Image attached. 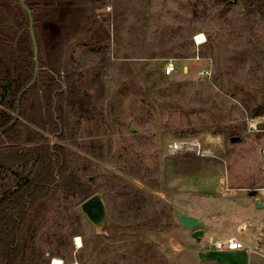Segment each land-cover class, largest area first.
Instances as JSON below:
<instances>
[{"label": "rangeland", "instance_id": "374dc122", "mask_svg": "<svg viewBox=\"0 0 264 264\" xmlns=\"http://www.w3.org/2000/svg\"><path fill=\"white\" fill-rule=\"evenodd\" d=\"M24 1L35 7L47 66L73 72L81 92L73 103L84 116L66 97L62 136L47 134L48 143L107 216L96 228L81 210L87 199L65 198L58 178L22 230V247L32 238L36 251L25 249V264H221L201 253L228 239L212 221L247 223L243 239L264 264L251 238L264 231V114L252 116L264 106V17L243 0ZM12 2L0 0V77L14 71L22 34ZM185 209L211 212L201 242L180 223Z\"/></svg>", "mask_w": 264, "mask_h": 264}, {"label": "trees", "instance_id": "16d2710c", "mask_svg": "<svg viewBox=\"0 0 264 264\" xmlns=\"http://www.w3.org/2000/svg\"><path fill=\"white\" fill-rule=\"evenodd\" d=\"M12 1L15 21L22 34L14 41V71L6 77H0V184L10 175L14 177L13 187L8 188L4 184L3 189H0V257L3 264H25V249L31 247L35 251V248L32 238L26 242L25 248L22 247V230L37 204L49 195L58 178H65L68 172L62 148L51 146L47 134L62 136L60 104L66 97L69 98L67 107L71 113L79 117L84 114L78 112L73 103V99L81 93L73 72L63 75L57 68L47 66L39 40L41 67L35 83L26 89L34 79V46L29 17L18 0ZM216 1L228 4V0ZM243 2L250 16L264 17V0ZM26 4L34 14V30L37 33L39 19L35 7ZM5 38L0 31V41ZM41 102L47 116L44 115ZM263 114V105L252 112V116ZM61 190L65 198L85 200L92 193L89 184L73 173L62 181ZM36 231L34 228L32 232Z\"/></svg>", "mask_w": 264, "mask_h": 264}, {"label": "crops", "instance_id": "0c3cea01", "mask_svg": "<svg viewBox=\"0 0 264 264\" xmlns=\"http://www.w3.org/2000/svg\"><path fill=\"white\" fill-rule=\"evenodd\" d=\"M226 188L231 189L232 186H230V187L226 186ZM234 189H238V188L236 187ZM243 189L245 192L249 193V196H251L250 190L248 189V187L244 186ZM256 195H257V193H256ZM260 204L262 205V203H260ZM263 207H264V205H262V207H258V208H263ZM180 214H186L188 216H194V217H197V218L203 220L205 225L202 227V229H204V231H205L204 236L206 235V232H207V225L206 224L211 219V212H209L208 210H206V212H203V211L199 212L196 210H189L188 211L185 209ZM241 225L242 224H239V226L234 227V224H230L229 228H226L227 229L226 230V229L222 228V224H220L219 222L217 223L215 221H212L213 227H216L221 231L227 232L226 234L228 236L227 237L228 239H225L223 241H218V242H223V243L227 242L230 238L235 236L238 239H240L242 242H244V244L246 246H252L250 244H247L246 243L247 241H245V239H243L244 235L246 234V230L248 229L247 223L243 224V226H241ZM263 225H264V222H261L260 226L262 227ZM251 231H252L251 238H252L253 242L257 243V242H259L260 239H262V238L264 239V231L262 228L256 229V227H254L253 229H251ZM193 232H194V229L189 230V236L190 237H191ZM204 236H203V238H204ZM213 242H217V241H213ZM259 244L264 246V244H261L260 242H259ZM201 253L207 257L213 255V257L220 260L221 264H261L259 258H256L253 256V251L247 252V251L217 250L213 246H212V248H209L206 245H203L202 249H201Z\"/></svg>", "mask_w": 264, "mask_h": 264}, {"label": "water", "instance_id": "95a60500", "mask_svg": "<svg viewBox=\"0 0 264 264\" xmlns=\"http://www.w3.org/2000/svg\"><path fill=\"white\" fill-rule=\"evenodd\" d=\"M18 2L29 17L30 33H31V38H32L33 46H34V55L36 59L34 79L31 82V84L26 88L28 89L35 83L37 75H38V71H39L38 46H37V40L35 36V31H34V20H33L32 10L27 6L24 0H18ZM239 140H240V137L231 138L232 142H237ZM256 193H257V190L250 191L251 196H255ZM257 207H262V205L259 202H257ZM81 210L88 217V219L95 225L96 228L102 229L107 224L106 208H105L104 201L102 200V197L100 195L97 194L87 199L81 205ZM179 220L183 227L194 229V232L191 235L193 239H195L198 242L202 240L204 233H205L204 229H202V227L205 225L203 220L197 217H194V216H188L186 214H180ZM259 242L261 244H264V239L263 238L260 239Z\"/></svg>", "mask_w": 264, "mask_h": 264}, {"label": "built area", "instance_id": "2783aa9c", "mask_svg": "<svg viewBox=\"0 0 264 264\" xmlns=\"http://www.w3.org/2000/svg\"><path fill=\"white\" fill-rule=\"evenodd\" d=\"M196 43L200 44L201 42L196 39ZM164 73L166 76H172L176 73V66L173 63H169L165 66ZM176 147V145H175ZM178 147V146H177ZM262 153L264 154V148L262 149ZM264 168V166H263ZM212 246L217 250H228V251H247L251 252L253 246H246L244 242H242L237 237L230 238L227 242H213Z\"/></svg>", "mask_w": 264, "mask_h": 264}, {"label": "bare ground", "instance_id": "6f19581e", "mask_svg": "<svg viewBox=\"0 0 264 264\" xmlns=\"http://www.w3.org/2000/svg\"><path fill=\"white\" fill-rule=\"evenodd\" d=\"M197 39L201 42V39H203V35H200L199 37H197ZM77 244L78 246H81V240L79 238H77ZM53 264H62V262L59 259H54Z\"/></svg>", "mask_w": 264, "mask_h": 264}]
</instances>
